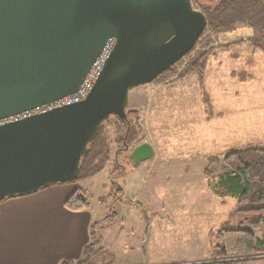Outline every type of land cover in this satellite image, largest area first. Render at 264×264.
<instances>
[{"label": "water", "instance_id": "water-1", "mask_svg": "<svg viewBox=\"0 0 264 264\" xmlns=\"http://www.w3.org/2000/svg\"><path fill=\"white\" fill-rule=\"evenodd\" d=\"M206 24L192 0H0V121L74 94L114 39L84 100L0 124V202L74 182L101 123L125 118L130 90L185 57ZM152 155L145 142L129 159Z\"/></svg>", "mask_w": 264, "mask_h": 264}, {"label": "rangeland", "instance_id": "rangeland-1", "mask_svg": "<svg viewBox=\"0 0 264 264\" xmlns=\"http://www.w3.org/2000/svg\"><path fill=\"white\" fill-rule=\"evenodd\" d=\"M192 6L199 10L198 4ZM242 28L246 27L237 25L231 32L203 36L202 44L176 65L179 73L198 52L211 49L203 86L196 74H190L181 80L158 76L130 90L127 110L138 135L126 145L127 150L119 151L114 142V121L104 123L110 160L101 172L76 181L96 213V236L104 239V246L114 243L108 251L97 250L94 264H123V255L130 250L138 252L140 245L172 239L158 231L149 237L145 232L151 220L158 229L165 227L168 201L208 212L212 223L215 219V225L223 227L220 238L211 234L213 241L224 247L236 246V237L233 232L228 233L231 237L224 236L223 230H251L250 223L262 216L258 211L234 213L235 199L216 193L226 152L264 147V52L248 43L253 37L242 33ZM134 110L140 113L134 115ZM145 142L153 148L151 158L129 164L130 150ZM210 157L215 158L211 164ZM101 228L105 232L99 233ZM254 233L264 250V223ZM174 237V242L193 244L195 239L198 247L203 244L199 235ZM118 248H127L120 261L114 257Z\"/></svg>", "mask_w": 264, "mask_h": 264}, {"label": "crops", "instance_id": "crops-1", "mask_svg": "<svg viewBox=\"0 0 264 264\" xmlns=\"http://www.w3.org/2000/svg\"><path fill=\"white\" fill-rule=\"evenodd\" d=\"M241 31L249 37L253 34L249 27L242 28ZM208 61L209 59L206 69ZM79 187L75 181L57 183L30 194L1 201L0 264H62L64 261L76 264L82 261L83 248L91 240V224L96 222V213L91 207L83 211H69L64 207V201ZM175 203L167 202L163 218L166 216L168 221L164 223V228L158 229V223L152 220L145 228L148 237L152 232L156 234L158 231L172 236L170 241H152L145 244V247L138 246V252L130 250L124 255L123 251L127 248L122 251L118 248V254H114L115 260L120 261L123 255V264H211L209 262L215 259L209 253H214L213 247L216 245L211 234L219 237L223 227L220 223L215 225V219L212 223V216L204 209H196L190 205H173ZM106 228H101L99 233L105 232ZM177 234L188 238L192 234L201 236L202 247L196 245L195 239L193 244L174 242ZM102 241L104 239L100 237L96 248L99 251H108L114 245L107 243L104 246ZM221 244L222 242L217 245ZM94 261H85L82 264H94ZM246 264H264V256Z\"/></svg>", "mask_w": 264, "mask_h": 264}, {"label": "trees", "instance_id": "trees-1", "mask_svg": "<svg viewBox=\"0 0 264 264\" xmlns=\"http://www.w3.org/2000/svg\"><path fill=\"white\" fill-rule=\"evenodd\" d=\"M195 3L199 5V10L205 15L207 24L194 48L187 55L199 44H202L200 40L203 36L231 32L237 25L251 28L253 38L249 39L248 43L254 49L264 52V0H214L212 2L192 0V4ZM211 51V49H208L198 52L187 61L182 71L176 73L175 67L182 61L183 57L160 76H166L167 78L174 76L176 79L181 80L190 74H196L200 85L203 86L206 63ZM136 113H140V111L134 110L133 114ZM130 114L131 112H128L125 118L113 114L101 123L95 139L89 145L87 154L81 160L80 171L75 182L94 176L108 164L111 157V148L104 127L105 122L114 121V142L117 148H123L136 139L138 134L130 124ZM121 148H118V150ZM208 161L211 164L215 161V158L210 157ZM222 169L224 174L219 177L217 195L222 198L232 197L235 199L234 213L258 211L262 216L250 223L251 230H223V234L235 233L236 246L224 247L223 244H216L213 247V258L215 260L209 263L246 264L259 259V254L264 253V250L258 247L261 246V242L256 241L254 233L264 223V147L249 146L245 149L226 152L222 158ZM209 172L207 170L205 174L209 175ZM64 207L69 211L87 210L90 205L85 190L80 187L76 188L64 201ZM95 224H91V240L83 248L82 261L76 262V264L92 261L96 257L99 237L96 236ZM237 248L238 251H234ZM62 264H71V262L64 261Z\"/></svg>", "mask_w": 264, "mask_h": 264}, {"label": "built area", "instance_id": "built-area-1", "mask_svg": "<svg viewBox=\"0 0 264 264\" xmlns=\"http://www.w3.org/2000/svg\"><path fill=\"white\" fill-rule=\"evenodd\" d=\"M114 45V39L113 38H109L102 51L100 52V54L98 55V57L96 58L95 62L93 63L92 67L90 68L89 72L86 74L85 78L83 79L80 87L78 88V90L72 94V95H68L65 96L61 99H58L52 103L40 106V107H36L32 110L23 112L21 114L9 117L8 119L5 120H1L0 124L4 123V122H8V121H14V120H18L21 118H25L28 117L30 115L33 114H38L47 110H51L55 107H60V106H64V105H69L75 102H79L81 100H84L87 95L89 94V92L91 91L94 83L96 82L101 69L106 61V59L108 58L112 48Z\"/></svg>", "mask_w": 264, "mask_h": 264}, {"label": "flooded vegetation", "instance_id": "flooded-vegetation-1", "mask_svg": "<svg viewBox=\"0 0 264 264\" xmlns=\"http://www.w3.org/2000/svg\"><path fill=\"white\" fill-rule=\"evenodd\" d=\"M126 110H127V109H126ZM127 111H128V110H127ZM128 112H129V111H128ZM129 113H130V112H129ZM137 146H138V145H137ZM137 146H136V147H137ZM134 148H135V147H134ZM134 148H132L130 151L132 152V150H133ZM125 150H127L126 146L123 147V148H121L119 151H125ZM131 152H130V153H131ZM115 155H116V154H115ZM129 155H130V154H129ZM117 157H118V155L115 156V160H116ZM142 162H143V161H142ZM142 162H141V163H142ZM128 163L131 164V159H129V156H128ZM141 163H139V164H141ZM115 165L118 166L117 163H116Z\"/></svg>", "mask_w": 264, "mask_h": 264}]
</instances>
